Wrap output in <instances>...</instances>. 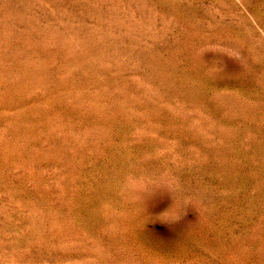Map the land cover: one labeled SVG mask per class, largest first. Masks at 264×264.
<instances>
[{
    "label": "rangeland",
    "instance_id": "obj_1",
    "mask_svg": "<svg viewBox=\"0 0 264 264\" xmlns=\"http://www.w3.org/2000/svg\"><path fill=\"white\" fill-rule=\"evenodd\" d=\"M0 264H264V0H0Z\"/></svg>",
    "mask_w": 264,
    "mask_h": 264
},
{
    "label": "clouds",
    "instance_id": "obj_2",
    "mask_svg": "<svg viewBox=\"0 0 264 264\" xmlns=\"http://www.w3.org/2000/svg\"><path fill=\"white\" fill-rule=\"evenodd\" d=\"M149 178L129 174L124 178L123 192L127 195L131 208V219L143 212L150 201H168L167 206L160 212L158 219L166 224H176L181 221L183 213L176 206L168 193L159 186L147 187Z\"/></svg>",
    "mask_w": 264,
    "mask_h": 264
}]
</instances>
